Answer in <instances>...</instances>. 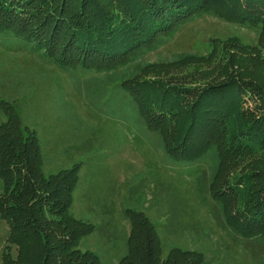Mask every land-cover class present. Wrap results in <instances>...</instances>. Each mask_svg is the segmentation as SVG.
Here are the masks:
<instances>
[{
  "label": "rangeland",
  "instance_id": "1",
  "mask_svg": "<svg viewBox=\"0 0 264 264\" xmlns=\"http://www.w3.org/2000/svg\"><path fill=\"white\" fill-rule=\"evenodd\" d=\"M189 8L195 7L188 0H178L173 20L196 13V9L189 13ZM136 9L130 12L133 14ZM216 14L191 19L171 41L145 57L148 67L138 77L155 80L157 86L174 84L182 88L170 94L157 86L148 90L133 80L122 81L120 68L92 69L107 60L96 49L76 50L78 54L65 67L63 60L68 54L54 52L52 56L51 49H40L44 41L35 43L38 48L28 36L0 31V130L13 127L36 135L43 177L79 164L82 177L95 171L102 179H109L114 191L120 192L117 198L123 197L124 207L142 211L149 218L159 236L162 256L179 248L200 253L203 264H264V155L245 154L235 159L224 152L219 161L217 136L208 141L210 149L202 159L181 160L170 155L159 132L147 127V118L144 116L145 121L138 114L133 100L149 103L152 113H164L174 121V100L186 98V93L193 91L195 100L204 88L232 78L241 80L240 74L261 86L256 89L263 93L262 98L250 91L243 94L240 108L246 111L245 116L254 118L264 113V22L250 27L243 19H233L230 11ZM98 62L101 64L94 65ZM188 86L191 90L185 93ZM214 100L207 95L202 105L213 101L217 106L218 100ZM228 101L221 103L223 107L209 109H224ZM210 113L213 115L201 117L191 129V147L207 138L204 133L211 126L215 128L216 123L224 121L217 117L220 111ZM216 113L219 114L215 116ZM253 124L257 126V122ZM188 125L185 122L178 130H187ZM218 130V135L225 138L226 129ZM44 154L54 157L48 162ZM18 157H9L10 163H17ZM245 173L250 177L248 184L239 177ZM218 175L213 182V195L211 181ZM40 180L41 177L32 179L36 188L40 187ZM225 187L229 189L225 196L218 193ZM4 191V180L0 178V196ZM87 191L94 202L108 196L106 202L110 203L115 197L104 187L101 191L91 185ZM220 196L232 202L227 213ZM243 205L245 213L241 211ZM107 216L116 230L97 224L102 230L96 254L100 264H117L114 258L121 259L129 251L125 228L130 221L121 210ZM89 235L78 243L83 251V240ZM8 236V222L0 214V263ZM11 251L16 256L15 246Z\"/></svg>",
  "mask_w": 264,
  "mask_h": 264
},
{
  "label": "trees",
  "instance_id": "2",
  "mask_svg": "<svg viewBox=\"0 0 264 264\" xmlns=\"http://www.w3.org/2000/svg\"><path fill=\"white\" fill-rule=\"evenodd\" d=\"M188 1L195 7L189 8V13L194 9L196 13H192L189 18L174 21L178 0H0V31L28 36L34 44L44 41L45 45L40 49H51L49 53L52 56L54 52L68 54L63 60L65 67H69L72 57L78 54L76 50L96 49L107 60H103L102 64H94L101 65L92 69L112 71L120 68L119 77L122 81L133 80L151 90L157 86V81L138 77L148 67L145 57L171 41L191 19L205 14L217 16L216 11L226 10L231 12L233 19H243L250 27L254 24L258 27L260 22H264V0ZM133 8L137 9L132 14L130 10ZM238 75L241 80L232 78L224 84L204 88L201 96L195 100L193 95L196 92L188 95L186 91L191 88H183L187 96L174 100L177 107L175 116H172L174 121L164 113H152L149 103L144 105V101L133 100L138 114L147 118L148 123L144 117L147 127L159 132L170 155H176L181 160L195 162L202 159L210 149L208 141L217 136L220 141L219 161L223 160L224 152L235 159L245 154L264 155V113L257 118L245 116L246 111H242L241 102L242 95L249 91L262 98L263 93L258 91L262 87ZM157 88L168 94L182 89L174 84H159ZM208 90L209 94H206ZM207 95L215 97L214 101L218 100L217 106L229 101L224 109H209L210 106H217L213 101L202 105L203 97ZM203 107L206 109L203 110ZM212 111H220V115H214L224 121H220V125L216 123V129L211 126V130L204 133V138H207L200 145L191 147L192 144L188 143L191 129L200 122L201 117L213 115L210 113ZM185 122L189 123L188 129L178 130ZM253 122H257V126ZM219 127L226 129L225 138L218 135ZM168 128L174 130L170 132L166 130ZM24 131L13 130V127L0 130V155H4L0 156V178L4 180L5 186L0 196V214L9 225L8 243L3 249L0 264H100V257L94 251H83L78 247L80 240L96 227L72 213L74 190L79 180V164L43 177L40 173L42 158L36 135ZM177 147H181V150ZM14 156H19L17 163L13 160L10 163L9 157ZM218 169V173H221L220 165ZM246 174H240L239 177L243 183L248 184L250 177ZM39 177L41 184L36 188L32 179L37 180ZM219 177L212 178L210 188L213 195L216 194L212 189L213 182ZM232 188L229 187L230 190ZM229 189L225 187V190L218 193L225 196ZM222 202L227 213L232 202L228 197L222 198ZM243 209L244 205L241 211L245 213ZM127 215L132 221L129 251L120 259L119 264H203L202 255L191 250L173 248L167 257L162 256L159 236L149 218L142 211L134 209H129ZM13 246L17 249L16 256L11 251Z\"/></svg>",
  "mask_w": 264,
  "mask_h": 264
},
{
  "label": "crops",
  "instance_id": "3",
  "mask_svg": "<svg viewBox=\"0 0 264 264\" xmlns=\"http://www.w3.org/2000/svg\"><path fill=\"white\" fill-rule=\"evenodd\" d=\"M54 157V156H53ZM53 157H50V155L44 154V158L49 162L53 159ZM82 171H84L82 169ZM95 171L91 172V176L82 177V174L80 172V178L79 183L74 191V200L72 205V213L75 217L82 219L84 221L91 222L95 224V230L93 233H91L87 238H85L83 241L85 243V249L91 250L96 253V250H98L97 246L100 244L98 242L99 235L102 227H99L97 224L104 226L107 230H116V226L112 224V222L109 220L107 214H117L119 210H121L124 214L127 215V207H124L123 203V197L117 198L120 196V192H115L112 185L110 184V180L104 178L102 179L101 176L94 173ZM92 185V188L95 189H101L106 188L108 189V192H110V195H114L111 199V202L108 203L107 197L99 199L97 202H94L90 198L92 194L87 191V189ZM93 191V190H92ZM107 192V193H108ZM98 218H100L102 221H99ZM129 218V217H128ZM130 225L126 226V235L130 237V231H131V220L129 218ZM102 222V223H101ZM115 262L118 264L120 261V257L114 258Z\"/></svg>",
  "mask_w": 264,
  "mask_h": 264
}]
</instances>
